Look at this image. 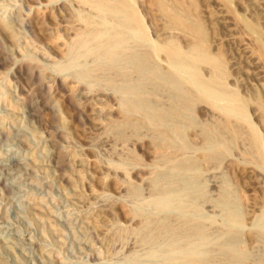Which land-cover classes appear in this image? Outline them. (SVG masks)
I'll use <instances>...</instances> for the list:
<instances>
[{
  "label": "rangeland",
  "instance_id": "374dc122",
  "mask_svg": "<svg viewBox=\"0 0 264 264\" xmlns=\"http://www.w3.org/2000/svg\"><path fill=\"white\" fill-rule=\"evenodd\" d=\"M121 1L0 0V264H264V0Z\"/></svg>",
  "mask_w": 264,
  "mask_h": 264
},
{
  "label": "bare ground",
  "instance_id": "6f19581e",
  "mask_svg": "<svg viewBox=\"0 0 264 264\" xmlns=\"http://www.w3.org/2000/svg\"><path fill=\"white\" fill-rule=\"evenodd\" d=\"M82 1L83 3H90V4H94V6L100 8H106V9H110V10H113L115 12H118L122 15V17H124V21H119V23L117 22V24L121 25L122 28L124 30H133V31H137V26H133L131 25L132 23H130V20H133L136 22V24L138 23V18H136V15L134 14V11L131 9L133 7H130V5H128L127 3L121 1V0H80ZM132 6V5H131ZM95 7V8H96ZM99 10V11H100ZM105 10V9H104ZM107 16V15H106ZM105 16V17H106ZM117 16V15H116ZM118 17V16H117ZM108 18V17H107ZM92 21V20H91ZM134 24V25H136ZM111 27V26H110ZM119 28V27H117ZM96 30V29H95ZM122 30V29H121ZM120 30V31H121ZM141 30V29H140ZM117 31V30H116ZM112 32L110 35H111V38L110 40L108 41V43H106V45L108 44L107 47H110V49H116L121 43H123L124 41V36L122 33H119V32ZM143 33V32H142ZM145 34V33H144ZM93 36V39L99 44V45H102V42L101 39H100V33L98 32H95L92 34ZM143 37V35H142ZM90 39V38H89ZM78 40V43L80 44H83V39L82 38H79V39H76ZM106 41V40H105ZM107 42V41H106ZM105 45V46H106ZM173 47V46H172ZM171 46L169 45H166L162 51L166 54V57L167 59L173 63L174 65H176L179 69L181 70H184L186 72H188L190 75H191V78L193 80V82L195 83V85L193 84V86H198L204 93L206 94H209V95H212V96H216L217 98L218 97H222L223 95V92L224 90L222 88H220L218 82L214 81V80H207V81H203L202 79H200V77L197 75V64L198 62L202 61V60H209L211 59V57H209L208 55L206 54H201L198 52V49H194L188 53H183L181 51H178V50H175L173 49ZM111 51V50H110ZM218 63L219 62H215L214 63V67H215V70H218ZM220 64V63H219ZM175 66V67H176ZM176 67V68H177ZM179 69H178V72H179ZM182 71H180L181 73ZM183 74V73H182ZM218 74V73H217ZM219 75V74H218ZM217 75V76H218ZM189 76V75H188ZM92 78V77H91ZM152 78V77H151ZM107 80V79H106ZM153 80V79H152ZM186 80V79H185ZM191 80V79H190ZM145 82V81H144ZM189 82V81H188ZM110 83V82H109ZM191 83V82H190ZM222 83V82H221ZM192 84V83H191ZM196 88V87H195ZM198 88V89H199ZM199 89V90H200ZM223 98V97H222ZM233 98H235V96H233ZM231 100V98H230ZM141 101V100H140ZM235 102V101H234ZM236 104L234 107L232 108H229V110H227L226 106L223 107L225 108L226 110L225 111H229L230 112H237L239 113L240 110H242L243 108V103H239L238 100H236ZM218 103V102H217ZM216 103V104H217ZM231 103V102H230ZM123 104H124V107L127 109L128 112H133L135 110H138V107H139V100L137 99V96L135 94V92L132 90V89H128V91L126 92L125 94V97L123 98ZM219 104V103H218ZM143 106V105H142ZM230 107V106H229ZM149 108V107H148ZM157 112V111H156ZM243 112V110H242ZM225 113V112H224ZM228 113V112H226ZM146 116H148L151 120H155L157 118H159V115L157 113H154V111L150 112V111H145L144 113ZM244 114V113H243ZM227 115H231V114H227ZM236 115V114H235ZM241 115V114H240ZM145 116V117H146ZM232 116V115H231ZM234 116V115H233ZM162 120V119H161ZM155 122V121H154ZM162 122V121H161ZM121 123V122H120ZM134 123V122H133ZM132 123V124H133ZM152 123V122H151ZM129 120L127 121L126 119H124V121L121 123V126H125V125H131V126H134L136 124H133L132 125ZM156 125V124H155ZM229 123L227 121L224 122V127L228 128L229 127ZM183 126V125H182ZM222 126V127H223ZM127 127V126H126ZM136 127V126H135ZM218 127V125H217ZM221 127V128H222ZM123 128V127H122ZM122 130V129H121ZM120 130V131H121ZM221 130V129H220ZM173 131V130H172ZM118 132V131H117ZM253 132V131H252ZM251 132V133H252ZM238 133V132H237ZM236 133V134H237ZM161 134L163 135V138L162 140L160 141V147L161 149H165V150H168L170 148V142H169V136L166 132H161ZM232 134V133H231ZM235 135V134H234ZM234 138V137H233ZM251 138V137H250ZM252 138L257 141V137L255 134H252ZM257 145V144H256ZM176 146V145H175ZM167 152V151H165ZM164 154V153H163ZM210 154V153H209ZM166 155V154H165ZM162 157V156H161ZM207 157V156H206ZM264 157V156H262ZM161 159V158H160ZM190 161V160H189ZM262 161H264L262 159ZM174 166V165H173ZM172 167V166H171ZM179 167V166H178ZM168 169V168H167ZM156 176V175H155ZM161 183V182H160ZM156 185V184H155ZM160 185V184H158ZM157 189H159L157 187ZM134 192V191H133ZM137 192V191H135ZM232 219V218H231ZM164 224V222H163ZM193 224V223H192ZM162 225V224H160ZM167 226V225H165ZM195 226V225H194ZM176 227V226H174ZM181 227V226H180ZM179 227V228H180ZM185 227V226H184ZM155 228V227H154ZM170 228V227H169ZM186 228V227H185ZM153 229V228H152ZM187 229V228H186ZM199 229V228H198ZM197 229V230H198ZM148 230V229H147ZM159 230V229H158ZM163 230H166V227L163 226ZM168 230V229H167ZM177 230V229H176ZM188 230V229H187ZM193 230V229H192ZM171 231V230H170ZM169 231V232H170ZM162 232V231H161ZM197 232V231H196ZM201 232V230H200ZM206 232V231H205ZM159 233V232H158ZM166 233V231H165ZM181 233V232H180ZM179 233V235H180ZM191 233V232H190ZM194 233V232H193ZM157 234V233H156ZM175 234V233H174ZM197 234V233H196ZM208 234V233H207ZM210 234V233H209ZM159 235V234H158ZM189 235V234H188ZM201 236V234H199ZM183 236V235H182ZM202 237V236H201ZM151 238V237H150ZM168 238V237H167ZM159 239V238H158ZM193 239V238H192ZM173 240V239H172ZM146 241V240H145ZM148 242V241H147ZM169 242V241H168ZM202 244V243H201ZM155 245V244H154ZM166 248V247H165ZM154 249V248H152ZM187 257V256H186ZM185 257V258H186ZM183 259V258H182ZM188 259H191L188 257ZM213 260V259H212ZM181 261V259L179 260ZM200 261V260H199ZM202 262V261H201ZM191 264H198L197 261L195 260H191L190 261ZM218 263V262H217Z\"/></svg>",
  "mask_w": 264,
  "mask_h": 264
}]
</instances>
